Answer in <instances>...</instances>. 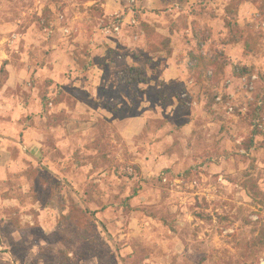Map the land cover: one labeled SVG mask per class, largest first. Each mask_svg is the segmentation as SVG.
Here are the masks:
<instances>
[{
  "label": "rangeland",
  "instance_id": "374dc122",
  "mask_svg": "<svg viewBox=\"0 0 264 264\" xmlns=\"http://www.w3.org/2000/svg\"><path fill=\"white\" fill-rule=\"evenodd\" d=\"M160 1L0 0V264H264V0Z\"/></svg>",
  "mask_w": 264,
  "mask_h": 264
},
{
  "label": "crops",
  "instance_id": "0c3cea01",
  "mask_svg": "<svg viewBox=\"0 0 264 264\" xmlns=\"http://www.w3.org/2000/svg\"><path fill=\"white\" fill-rule=\"evenodd\" d=\"M144 2H145L144 3L145 6H150V7H154L157 9H160L161 7H163V4L161 3L160 0H144ZM117 6H118V8H116V9L115 8L108 9L107 5H102V7L105 9L106 15H109V12H111V11H117L119 9L122 10L125 8L121 4L120 5L117 4ZM159 32H161V31H159ZM165 36L167 38H169V40H170L169 45L171 46V50L173 49V53L171 55L172 57H170L169 59H167L164 62L162 69H161L162 71L159 75V78L157 77V80L153 81V84L157 85V89H162V88H160V84H161L160 82L164 83V85H163L164 88L170 84H175V85H177L178 83L182 84V82L186 80L187 75H188V71H187L186 67L184 66L185 60L179 61V62L176 61V56L179 55L178 52L183 49V46L180 49V47L176 43L175 37L173 38V36H171L169 34L165 35ZM105 42L109 44L111 49H115L117 47L116 39L114 40L112 38H108ZM56 48H57L56 45H54V44L51 45V49L58 52V50H56ZM92 48L95 49V46L93 45ZM77 57L79 59L78 55H77ZM57 59L62 61V62H60L61 65H62V63H63V66L67 65L65 60H64V57H59ZM68 62H70V60ZM52 64L55 65L54 62H52ZM94 73H97L95 75V78H93L94 81L92 83L95 86L93 88H91V87L90 88L89 87L84 88V90H86L89 93V99H93L92 101L94 103L86 104V103L79 102V104L77 105V109H78V113L80 115L81 114H85V115L86 114H91V115L95 114L96 115L99 113H101V114L104 113V110L102 111V110H96L95 109V106H98L96 104V102H97L96 99H99L101 97V93L103 91V89H100L101 88L100 86L106 87L107 90H115L114 88L117 87L118 79L114 76V74H110V75L106 76L103 74V70L100 67H99V69L95 70ZM168 95L169 94H166V95L161 94V96L164 98V101H163L164 104H166V102H167V104L169 103V106H166L165 109H168L167 112H172L176 107V99H174L172 97L168 98ZM144 99L147 101L148 97L144 96ZM149 106H150V102L149 103H143L141 108H139V111L141 112V116L125 120V123H124V124H126L125 130H124L125 135H123L125 137V139H127V140L132 139L134 136H137L142 132L145 124L147 123V121L149 119V116L151 114V110L153 111V109L149 108ZM158 106L159 105H157V108H155V109L163 112L162 109L164 107H161V109H160V107H158ZM99 108L102 109L101 107H99ZM105 116L110 118V115H108L107 113L105 114ZM212 125L213 124H211V122H210V123L206 124L205 126H203L201 128V130L203 129V132H207V130L209 129L208 127H210ZM193 128H194L193 123L187 124L184 126V131H190L191 132L193 130ZM37 139L38 138L36 136L33 137V143H31L30 149H33V150L39 149V147L41 145L39 142H37ZM197 158H198V156H197ZM197 160L199 161V159H197Z\"/></svg>",
  "mask_w": 264,
  "mask_h": 264
},
{
  "label": "trees",
  "instance_id": "16d2710c",
  "mask_svg": "<svg viewBox=\"0 0 264 264\" xmlns=\"http://www.w3.org/2000/svg\"><path fill=\"white\" fill-rule=\"evenodd\" d=\"M159 37V36H158ZM169 44V40H165L164 43L162 45H168ZM243 72V71H241ZM1 75H2V78L0 80V84H3L6 79H7V73H6V70L5 69H2L1 71ZM251 142V141H250ZM249 142V145L247 146V149L250 148L252 146V143ZM90 213V212H89ZM95 215V212H92L91 216H94Z\"/></svg>",
  "mask_w": 264,
  "mask_h": 264
},
{
  "label": "built area",
  "instance_id": "2783aa9c",
  "mask_svg": "<svg viewBox=\"0 0 264 264\" xmlns=\"http://www.w3.org/2000/svg\"><path fill=\"white\" fill-rule=\"evenodd\" d=\"M132 22L135 23L134 20ZM121 23H122V21L119 19V20H117V22H115L112 25V29L114 32H119ZM110 31H111V27H108L104 30V32H106V33H109ZM250 88H252V86Z\"/></svg>",
  "mask_w": 264,
  "mask_h": 264
}]
</instances>
